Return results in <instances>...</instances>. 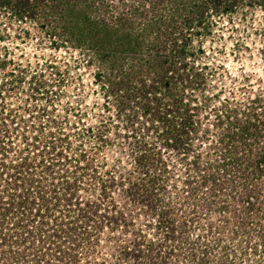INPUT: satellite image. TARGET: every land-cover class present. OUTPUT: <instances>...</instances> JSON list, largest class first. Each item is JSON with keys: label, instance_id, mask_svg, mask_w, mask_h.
Masks as SVG:
<instances>
[{"label": "rangeland", "instance_id": "rangeland-1", "mask_svg": "<svg viewBox=\"0 0 264 264\" xmlns=\"http://www.w3.org/2000/svg\"><path fill=\"white\" fill-rule=\"evenodd\" d=\"M19 2L0 264H264V0Z\"/></svg>", "mask_w": 264, "mask_h": 264}, {"label": "trees", "instance_id": "trees-1", "mask_svg": "<svg viewBox=\"0 0 264 264\" xmlns=\"http://www.w3.org/2000/svg\"><path fill=\"white\" fill-rule=\"evenodd\" d=\"M28 1L29 0H20V2H19V6L23 9V11H25V13H27V14H24V15H30L31 14L30 12H32L30 9L33 8V5L32 6L28 5L27 4ZM0 143H3V142L0 141ZM1 151H6L5 147H3V145H0V153H1ZM260 161H262V158L261 159L259 158L258 162H260ZM2 165H4V163H0V166H2ZM259 170H261V169H259ZM33 183H34L33 181L32 182L30 181V184H33ZM16 186H19V185L16 184ZM6 204H7V207H8L9 202H6ZM15 205H17V207H20L22 204L17 202Z\"/></svg>", "mask_w": 264, "mask_h": 264}]
</instances>
